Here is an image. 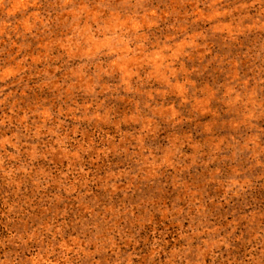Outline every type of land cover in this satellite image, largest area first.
Here are the masks:
<instances>
[{"label": "rangeland", "instance_id": "rangeland-1", "mask_svg": "<svg viewBox=\"0 0 264 264\" xmlns=\"http://www.w3.org/2000/svg\"><path fill=\"white\" fill-rule=\"evenodd\" d=\"M0 264H264V0H0Z\"/></svg>", "mask_w": 264, "mask_h": 264}]
</instances>
